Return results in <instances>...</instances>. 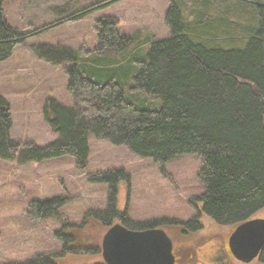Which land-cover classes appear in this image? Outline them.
Wrapping results in <instances>:
<instances>
[{
	"label": "trees",
	"instance_id": "obj_1",
	"mask_svg": "<svg viewBox=\"0 0 264 264\" xmlns=\"http://www.w3.org/2000/svg\"><path fill=\"white\" fill-rule=\"evenodd\" d=\"M228 1L237 4V14L224 9ZM169 2L166 38L139 40L137 35L120 33L115 17L102 16L95 22L97 42L91 57L69 48L33 46L37 58L63 64L73 103L63 106L48 98L43 117L58 138L41 147L30 142L20 145L9 137V105L0 95V159L25 164L68 155L83 170L89 135L159 165L179 155L195 156L203 190L190 197L196 214L185 221L162 217L129 222L126 211L116 207L118 185L128 183L127 174L121 168L87 174L90 182L108 186L106 208L88 212L107 230L115 224L133 230L161 227L191 239L208 227L230 230L245 220L264 217V0ZM1 3L0 62L25 37L9 25ZM181 6L187 8L188 17L182 16ZM239 23L243 26L237 36ZM137 92L157 102L146 104L141 96H131ZM61 206V197H55L33 200L28 209L33 216L56 215ZM87 231L83 225L74 229L65 223L55 233L63 253L70 249L77 256L101 254L95 244L81 240L88 237ZM59 260L37 255L12 264ZM258 262L264 264V246Z\"/></svg>",
	"mask_w": 264,
	"mask_h": 264
},
{
	"label": "rangeland",
	"instance_id": "obj_2",
	"mask_svg": "<svg viewBox=\"0 0 264 264\" xmlns=\"http://www.w3.org/2000/svg\"><path fill=\"white\" fill-rule=\"evenodd\" d=\"M169 1L2 0L5 19L25 35L11 55L0 62V95L9 105L10 139L20 145L30 142L40 147L56 140L58 134L43 117L44 104L48 98L63 106L73 103L66 89L63 64L37 58L33 46L69 48L91 57L97 42L95 22L102 16L115 17L120 33L137 35L139 40L145 36L166 38L169 30L164 16ZM173 1L181 5L184 0ZM92 5L95 7L88 10ZM224 7L237 14V4L228 1ZM86 9L81 16L70 20ZM181 12L188 17L187 8L181 6ZM242 26L239 23L237 30ZM236 35L241 32L238 30ZM125 95L130 96L127 89ZM132 95L141 96L146 104L157 102L142 92ZM87 144V163L83 170L77 169L74 159L68 155L25 164L0 159V264L20 263L37 255L61 257L57 264H102L100 253L86 257L71 255L70 249L63 253V243L55 235L65 223L74 225V229L83 225L89 235L81 236V240L101 249L107 228L88 212L106 208L108 186L89 181L87 174L95 171L121 168L127 174L128 183L122 181L118 185L116 207L126 211L129 222L162 217L185 221L196 214L189 199L199 195L203 186L197 180L200 161L195 156L179 155L159 165L149 158L131 154L122 145H112L91 135ZM55 197L62 199L56 215L33 216L28 209L33 200ZM206 230L188 241L202 242L197 247L201 264H259V255L250 263H242L230 254L226 243L231 227L229 230L214 226ZM207 232L213 236L205 237ZM169 234L177 239L176 230L171 229Z\"/></svg>",
	"mask_w": 264,
	"mask_h": 264
},
{
	"label": "water",
	"instance_id": "obj_3",
	"mask_svg": "<svg viewBox=\"0 0 264 264\" xmlns=\"http://www.w3.org/2000/svg\"><path fill=\"white\" fill-rule=\"evenodd\" d=\"M171 240L176 241L161 227L133 230L115 224L102 237L101 257L105 264H173ZM263 246L264 217L236 224L227 236L229 252L242 263H250Z\"/></svg>",
	"mask_w": 264,
	"mask_h": 264
},
{
	"label": "flooded vegetation",
	"instance_id": "obj_4",
	"mask_svg": "<svg viewBox=\"0 0 264 264\" xmlns=\"http://www.w3.org/2000/svg\"><path fill=\"white\" fill-rule=\"evenodd\" d=\"M189 239L186 235L178 233L176 241L171 240L174 256L173 264H201V261L197 258V247L202 242L194 241L191 244L188 242Z\"/></svg>",
	"mask_w": 264,
	"mask_h": 264
}]
</instances>
